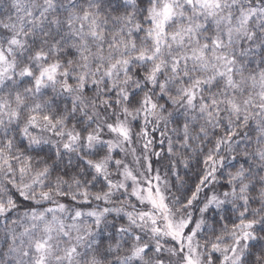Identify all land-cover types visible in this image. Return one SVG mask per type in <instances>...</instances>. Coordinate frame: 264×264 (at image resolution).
<instances>
[{"label":"snow or ice","instance_id":"snow-or-ice-1","mask_svg":"<svg viewBox=\"0 0 264 264\" xmlns=\"http://www.w3.org/2000/svg\"><path fill=\"white\" fill-rule=\"evenodd\" d=\"M0 264H264V0H0Z\"/></svg>","mask_w":264,"mask_h":264}]
</instances>
